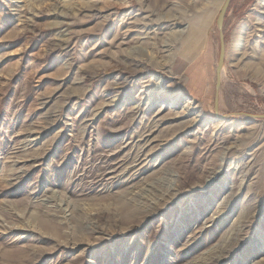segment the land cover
<instances>
[{
  "label": "rangeland",
  "instance_id": "1",
  "mask_svg": "<svg viewBox=\"0 0 264 264\" xmlns=\"http://www.w3.org/2000/svg\"><path fill=\"white\" fill-rule=\"evenodd\" d=\"M222 2L0 0V264H264V0L225 118Z\"/></svg>",
  "mask_w": 264,
  "mask_h": 264
},
{
  "label": "water",
  "instance_id": "2",
  "mask_svg": "<svg viewBox=\"0 0 264 264\" xmlns=\"http://www.w3.org/2000/svg\"><path fill=\"white\" fill-rule=\"evenodd\" d=\"M231 0H224L216 17V25L218 28V38H219V54L217 59V64L215 67V82H214V97H213V109L214 112L220 118H225L223 115L218 114V105H219V89L221 84V70L224 63L225 56V36L223 32V24L228 11ZM242 117L250 119H264V113H239Z\"/></svg>",
  "mask_w": 264,
  "mask_h": 264
},
{
  "label": "bare ground",
  "instance_id": "3",
  "mask_svg": "<svg viewBox=\"0 0 264 264\" xmlns=\"http://www.w3.org/2000/svg\"><path fill=\"white\" fill-rule=\"evenodd\" d=\"M224 1V0H223ZM223 3V2H222ZM181 32L182 31H178L177 30V32H175L174 34H175V39L177 40L179 37H180V35H181ZM174 41V43H175V40H173ZM135 50V49H134ZM142 52H144L142 49H140ZM128 54H130V53H128ZM223 67L224 66H222V70H221V77H222V74H223ZM175 100L176 99H174V100H172V102H175ZM152 150H150L149 151V154H152ZM148 154V153H147ZM223 156H221V158H220V165H219V167L215 170V172H213L212 173V175L210 176V177H208L205 181H206V183H209V182H211L214 178H215V176L219 173V171H220V169H221V162H223L222 160H223ZM220 259V258H219ZM219 259H217L216 260V262H218L219 261Z\"/></svg>",
  "mask_w": 264,
  "mask_h": 264
}]
</instances>
